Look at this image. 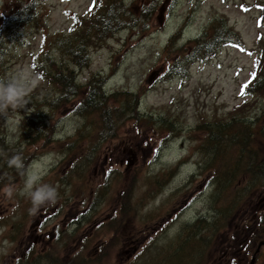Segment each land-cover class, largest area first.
I'll use <instances>...</instances> for the list:
<instances>
[{
  "label": "rangeland",
  "instance_id": "rangeland-1",
  "mask_svg": "<svg viewBox=\"0 0 264 264\" xmlns=\"http://www.w3.org/2000/svg\"><path fill=\"white\" fill-rule=\"evenodd\" d=\"M106 1L0 0L1 35L20 12L0 77L34 80L25 107L0 115V264H233L236 251L251 264L264 239L252 166L264 158V0H112L110 24L90 28ZM215 21L229 35L211 31L215 50L200 58L191 46ZM94 99L112 117L89 111ZM16 154L58 192L35 215L24 177L4 167Z\"/></svg>",
  "mask_w": 264,
  "mask_h": 264
},
{
  "label": "clouds",
  "instance_id": "clouds-1",
  "mask_svg": "<svg viewBox=\"0 0 264 264\" xmlns=\"http://www.w3.org/2000/svg\"><path fill=\"white\" fill-rule=\"evenodd\" d=\"M33 83L34 80L23 71L11 76L0 77V115H7L10 108L15 110L25 107ZM7 164L24 177L23 193L31 201L30 211L33 215L42 207L57 202V189L52 185L41 183V175L30 167L26 168L20 154L13 155L7 160ZM11 192L12 190L9 189L8 194L11 195Z\"/></svg>",
  "mask_w": 264,
  "mask_h": 264
},
{
  "label": "trees",
  "instance_id": "trees-1",
  "mask_svg": "<svg viewBox=\"0 0 264 264\" xmlns=\"http://www.w3.org/2000/svg\"><path fill=\"white\" fill-rule=\"evenodd\" d=\"M111 2H112V0H107L106 1V3L109 4V7L107 8L108 10L106 11L107 17L105 18L104 16H102V14H99L98 16L101 17L103 20H101L98 23L97 22L93 23L90 26V28L97 26V27H102V29L104 30V27H107V25L110 24V22L112 21V19L109 17V15L112 13ZM94 4H95V2H94ZM94 4H93V6H94ZM97 14L93 12L94 17H96ZM19 20H20V12L17 11V12L14 13V15H13L12 19L10 20V22H7V25H6V28L4 30V33L2 35L0 34V42L1 43H5V41H6V43H11V42H13V41H15L17 39L16 36L19 34V31L17 30V27L15 26V24ZM79 23L82 24V21H79ZM223 27H225L224 24L221 25V28H223ZM217 29H218V21H215V22H213V24H211L210 28L207 29L204 32V35L201 37V39L200 40H196L195 43L192 44L191 47H193V49L197 53V56H199L200 58H208L209 55H210V52L215 50L213 43L209 44V43L205 42L207 40V38L209 37L211 31L213 33H215V35H216L214 40H217L218 37H221V38L224 37L223 34L229 35L227 31L221 30V31L218 32ZM88 33L89 32H85L83 35H80V34L77 35V40H76L77 41V46H76V48H74V49H76L75 52H74L75 54L80 53V51H82L84 49V47H85V38H86V35ZM230 40H233V39L230 38ZM68 51H71V50H68ZM83 61H86L85 58H83V60H81L80 63H82ZM43 65L44 64L42 63L41 67ZM58 77L59 76H57V74H53L52 79H54V81H51V82L53 84H56V82L58 81ZM256 77H257V75H256ZM59 79H60V77H59ZM257 79H259V78H257ZM257 79H255V80H257ZM257 85H258V89L257 90L264 93V85H262V82L261 83H257ZM72 92H77V90H76L75 86L73 85L72 80L68 79L67 80V86L65 87V93L66 94H70ZM75 94H78V93H75ZM101 95H103V94L100 91H98V90H96L93 93V96H95V97L96 96H101ZM102 101H104V100L94 99L93 105L89 108V111H93V112L98 111V112L101 113L102 116L112 117V113H113L112 108L108 109V108L102 107L100 105V104H102ZM133 110L130 111L128 114L132 113ZM124 112L127 114V111L125 110V108H124ZM222 135H224V129H218L217 126L214 127V130H213L211 136H209V134H207V136L209 137L208 140L213 143V148L214 149L218 148V146H217V144L219 142L218 141V137H220ZM245 136L246 135H244V137ZM26 137H28V136H26ZM246 150H247V148H246ZM7 160L8 159H6L5 162H4V167L5 168L9 167L8 164H6ZM261 160H262V164H252V166L255 167L254 174L257 173V175H260V176L264 177V158L261 159ZM244 166L246 167V169H249V166H251V165L246 163V164H244ZM240 168L243 169V163L240 165ZM236 169H239V167H236Z\"/></svg>",
  "mask_w": 264,
  "mask_h": 264
},
{
  "label": "flooded vegetation",
  "instance_id": "flooded-vegetation-1",
  "mask_svg": "<svg viewBox=\"0 0 264 264\" xmlns=\"http://www.w3.org/2000/svg\"><path fill=\"white\" fill-rule=\"evenodd\" d=\"M262 202H264V196H263L262 200L260 201V203H262ZM239 215H240V213H237L235 215V217H234V220H238L239 219ZM250 217H251V210H248V214L247 215H241L240 216V220L249 219ZM242 235L244 237H250V236L253 235V232L252 231H249V232H246V233H244ZM242 243H247L248 244V239H244ZM242 249L244 251V248L243 247H242ZM249 249H251V248H249ZM238 254L239 253L236 251V257H234L233 260H232L233 261V264H243L244 263V261H245V258H244L245 254H243V256H241V257H239ZM224 255H225V253H224ZM257 255H256V257H257ZM250 258H253V254H252V256ZM255 263H256V258H255Z\"/></svg>",
  "mask_w": 264,
  "mask_h": 264
},
{
  "label": "water",
  "instance_id": "water-1",
  "mask_svg": "<svg viewBox=\"0 0 264 264\" xmlns=\"http://www.w3.org/2000/svg\"><path fill=\"white\" fill-rule=\"evenodd\" d=\"M155 76H156V73L153 72V73L148 77V81H149V82H152V81L154 80ZM261 244H264V242L261 243ZM261 244H260V245H261Z\"/></svg>",
  "mask_w": 264,
  "mask_h": 264
},
{
  "label": "snow or ice",
  "instance_id": "snow-or-ice-1",
  "mask_svg": "<svg viewBox=\"0 0 264 264\" xmlns=\"http://www.w3.org/2000/svg\"><path fill=\"white\" fill-rule=\"evenodd\" d=\"M90 11H91V9H90ZM253 75H255V74H253ZM244 93L243 92H241V95H243Z\"/></svg>",
  "mask_w": 264,
  "mask_h": 264
}]
</instances>
